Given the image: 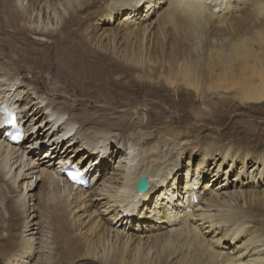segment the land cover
I'll list each match as a JSON object with an SVG mask.
<instances>
[{
  "label": "bare ground",
  "instance_id": "bare-ground-1",
  "mask_svg": "<svg viewBox=\"0 0 264 264\" xmlns=\"http://www.w3.org/2000/svg\"><path fill=\"white\" fill-rule=\"evenodd\" d=\"M225 1L227 5L223 0H0V83L2 78L7 80V87L0 84V230L5 232L0 235V264H29L34 257L33 237L26 239L21 234L34 232L37 225L41 239L35 249L38 254L43 248L48 251L44 257L39 255L36 264H237L240 255L232 256L214 247L213 239L205 236V227L195 224L197 215L193 216L199 204L206 211L214 206L221 208L214 214L203 212L210 219L207 227L221 231V237L218 234L216 239L218 246L225 238L234 243L231 248L224 244L228 249L242 243L246 251L250 245L264 247V154L260 172L256 169L260 153L249 158L253 168L242 146L219 148L226 163L211 154L214 146L200 144L202 152L197 153L189 144L200 142L204 135L192 139L185 130L177 133L173 124L166 127L154 121L156 115L150 111L145 115L139 110L133 112L137 121L132 120L125 129L107 116L95 118L88 109L91 104L80 103L86 105L80 108L69 97H44L46 91L42 93L38 85L33 86L34 97L30 98L31 85L23 81L28 90L24 91V86L22 91V86L14 87L10 76L14 78L25 71L13 58L6 62L1 56L16 50L15 54L29 63L30 69L40 72L45 68L66 76V84L60 87L65 93L69 88L74 89V96L81 92L91 97L98 92L107 106L103 110L115 111L117 106V111H128L135 107L134 90L147 89L148 95L160 101H172L178 92L180 99L190 103L186 109L191 116L203 121L215 114L197 109L194 98L203 102L216 98L218 108L236 100L242 104L264 102V51L260 59L257 56V49L264 46V0L253 3L258 6L254 13L249 12L252 0ZM122 16L123 20H131L124 23ZM10 28L15 34L5 31ZM30 34L35 36L33 43L50 44L43 49L33 46L28 42ZM33 53L35 56H31ZM254 72L257 74L252 78ZM7 105L19 111L14 118L22 121L26 129L23 141L16 144L6 140L2 129L6 114L2 107ZM153 108L157 105L153 104ZM169 109L180 112L176 104ZM65 114L68 119L54 125L56 117ZM41 117V123L46 120L41 128L44 133L34 127L38 124L35 120ZM75 124V137L69 138L67 131ZM112 129L119 130L117 134L128 147L121 154L125 169L108 173L111 168L106 161L118 152L104 142ZM11 131L7 134L13 136ZM155 132L158 138L152 142ZM134 135L135 141L131 139ZM180 135L181 140L177 139ZM141 139L146 143H139L141 157L137 159L133 147ZM172 146L176 153L170 151ZM45 148L44 160L36 163L35 150ZM50 151L52 158L48 157ZM182 152L189 155L188 162L201 156L191 173L186 167L184 181L179 176L181 163L176 161L178 157L181 160ZM55 155L60 162L53 160ZM239 156L242 164H238ZM26 158L27 167L21 168ZM69 159H78V166L84 162V169L89 165L88 174L98 178L90 188L68 183L59 175ZM210 159L216 161L208 163ZM15 166L14 174L7 179ZM228 166L230 169L224 172ZM236 168L247 176V181L241 177V181L227 184L223 192L221 186L228 181V174L222 177ZM145 173L149 174L150 186L140 194L136 185ZM210 174L212 183L206 181ZM34 177L36 184L32 186ZM182 181H186L183 188ZM110 186L117 189L106 188ZM228 186L234 190L228 192ZM194 193L200 198L197 205L189 198ZM166 194L169 198L165 201ZM33 200V206L25 207ZM182 203L185 207H181ZM187 208H193V213ZM114 210V219L108 217L110 222H104L102 218ZM121 217L129 223L132 233L113 230L116 218L122 225ZM174 223L179 225L175 229L171 228ZM138 227L145 229L139 232ZM137 234V241H133ZM260 252L262 260L253 264H264V249Z\"/></svg>",
  "mask_w": 264,
  "mask_h": 264
},
{
  "label": "rangeland",
  "instance_id": "rangeland-1",
  "mask_svg": "<svg viewBox=\"0 0 264 264\" xmlns=\"http://www.w3.org/2000/svg\"><path fill=\"white\" fill-rule=\"evenodd\" d=\"M140 1L145 2L146 0H140ZM252 1H253L252 3H249V8H250L249 12L250 13H254L258 7V6L254 7V5H253V3H255V1H257V0H252ZM239 2H241V1H239ZM239 2H238V4H245V3H239ZM262 2H264V1H262ZM223 3L225 5H227V2L225 0H223ZM123 18H125V17L122 16L121 19L123 20ZM130 20H131V18H128V19H125L123 21H124V23H126V21L129 22ZM114 22L116 23V21H114ZM5 31L12 32L13 34H15V32L13 31L12 28H10L9 30H5ZM5 31H3L2 33L4 34ZM32 37H35V36L31 35V34L28 36V40H29L28 42L31 43L33 46H36L38 48L43 49L45 46L50 44V43H47V41H43L44 43H47L46 45H43V43H41V44L33 43ZM21 41L24 42V40H21ZM256 43L258 45H261V43L259 41H257ZM263 51H264V46L257 49V56L259 59L261 58ZM15 53H17L16 50H13L11 52L1 54V56L5 57L4 59L6 60V62H7V60H10V58H13V61L15 62V64L17 66L21 67L25 71V72L21 73L19 76H14V78H13L12 74L10 76L12 79H14V87H16V88L19 86L23 87L20 90L24 89V86H26L25 87L26 89H24V91L28 90L27 85H25V83L23 81H26L29 85H31V86H29L31 88H29L30 91L28 92V94H30V98L34 97L33 86L38 85L42 89L41 90L42 93L46 91L45 94L43 93L44 97H51V98L54 97V99H56V100H59L62 98L68 99V97H69V101L71 103H74L75 105L79 104L78 107H80V108H84V106L86 107V105H81L80 103L91 104V106L88 107V109L91 111V113L94 114L95 118L107 116L111 119L116 120L118 127H124L125 129L129 127L132 120L137 121V119L134 118V116H132L133 112L139 110L143 115H145L146 113H148V111H150L151 113L156 115V117H153L154 121H156L157 123L161 122L166 127H168L170 124H173L174 129L176 130L177 133L185 130L186 133H188L189 135H192V139L198 138V136H197L198 134L200 136L204 135L203 139L200 142H193V143L189 144V146L192 147V149H194L195 152H197V153L202 152V150L200 148V144L214 146L215 149H214L213 153H211V154H213V156H216L221 161H223L224 159H223V157H221V154L219 153L220 147L223 146V147H226L227 149H229L230 146H234V147L240 149V146H242V150H245L244 151L245 152L244 157L247 160H249V166H251L252 168L254 165H251L249 158L254 156V154H258V153L261 154V155H258L256 157L258 164H260V165H258V167L256 169L259 168L260 172L262 170V167H263L262 163L263 162H260V159L263 158L262 155L264 154V102H262V103H250V104L249 103H243L242 104L239 102V100H236V101L227 102V103H225V105L221 104L222 107L219 106V108H218V105H216L218 99H216V98H213V99H211L209 101H205V102L200 101L197 98H194L196 108L197 107L204 108L205 111H208V113L215 114V116L212 115L210 118H207L206 120L197 121V119L192 117L191 113H189L188 110L186 109L190 103L189 104L186 103L184 98L180 99L179 96L177 95L178 92L176 93V96H174L175 99H173L172 101H160L161 98H153L152 96L148 95V92H146L147 89L143 88L144 90H141L140 92H136L135 90L132 91V98L135 101V103H137V105L135 107L132 106V108H130L128 111H117L119 109V107L114 106V108H116L117 110L114 111V110L110 109L107 111V110H103V108H106L107 106L105 105V103H103L102 98L99 96L98 92L92 94V96L90 97L86 94H82L79 91L80 93L74 96V93H71L74 89L69 88V91L67 90L68 93H65V92H63L64 90L60 89V87L63 88L62 85L66 84V82H67L66 76L58 75L56 72L49 71L45 68H42V70H40V72H39V69H37V70L35 68L30 69L28 67L29 63H27L25 61L24 62L21 61L18 54H15ZM13 54H15V55H13ZM19 54H22V53H19ZM12 55H13V57H12ZM31 56H35L34 53ZM24 57L26 59H28L29 62L32 61L30 57H26V56H24ZM251 57H252L253 63H254L255 62V60L253 58L254 56H251ZM36 62L37 63H43L41 61H36ZM256 74L257 73L254 72L253 73L254 76H252V78H255ZM6 78H9V76ZM11 78H9V79H11ZM2 82L4 83V87H7L5 85V83H7V80L2 78L1 83ZM11 87H13V86H11ZM14 89L15 88H12L13 92L15 91ZM5 91L9 92L8 89H5L4 92ZM60 92H62V93H60ZM16 93H17V91H16ZM69 94H72L73 97L69 96ZM80 99H82L81 100L82 102H80ZM46 103L47 102H43L42 105H44V104L46 105ZM146 103H148V104H146ZM153 104H156L157 108H153ZM172 104L178 105L180 112L174 111L173 109H169V106L172 107ZM204 105L206 108L204 107ZM221 108H222V110L219 112V110ZM132 109H135V110H132ZM45 112L46 111H44V113ZM103 113H105V115H103ZM57 117H56V122H53L54 125H57V123L59 122L60 119H62L63 121H66L68 119L69 115L68 114L61 115V116L58 115ZM35 121H36V124L38 123L36 126L34 125V127H36L35 130H37L38 133H41V132L44 133L45 130H41V128L43 127V124L45 123L46 120H43V123H41V121H42V117H41V118H37ZM145 121H146V118H145ZM60 125L63 126L62 123ZM74 126L72 127V130L67 131L69 133L67 135L69 138L75 137L74 133L76 132V128L78 127V124L77 125L75 124ZM54 130H56V129L54 128ZM118 131L119 130L112 129L111 134L107 137L106 141H104L108 145H111L114 149L118 150V152L115 155H113V157H111L109 159V161H106V164H109L110 168H111L108 173H113L114 171H117V170H118L117 172H120L121 169H125L124 167L121 166V164L124 165V163H126L124 159H121V154H123L125 152V149L128 147V145H125V143L127 142L126 140L122 141V139H120V135L117 134ZM53 135H55V134H53ZM205 135H212V136L208 137L206 139ZM103 136L104 135H101V137H103ZM76 137H80V135H76ZM181 137H183V136L180 135V137H178L177 139L181 140ZM157 138H158V136L155 132L154 135L151 136L150 140L152 142H154L157 140ZM131 139H133L134 141L137 140V135L131 136ZM67 140L68 139H66V141ZM141 142H142V144L144 143L143 145H145V143H146V141L141 139V141L137 142L138 145L133 147V149H136L134 154L136 155L137 159L141 157V155L140 156L138 155V150H139L138 147L140 146L139 143H141ZM45 150H46V148L42 149L41 151L38 149L35 150L34 157H36L35 158L36 163H39V161L44 160ZM171 150H172V153H176V147L173 148V146H172L170 148V151ZM128 151H129V149L126 152H128ZM246 151H248V153ZM162 152H165V150ZM184 152H182V156H183L181 158L182 161L180 160L179 157L176 160L177 163H181L180 169L178 168V170H180L181 173H180V175L179 174L178 175L182 178L183 181L186 178V172H188L186 167H189V170L191 173V171L196 168V165H195L197 163L196 161H198L201 157V156H196L195 158L191 159V162H188L189 161V158H188L189 155L184 154ZM229 155H231V154H229ZM29 157H31V156H29ZM50 157L52 158V156H50ZM231 157L234 158L235 156L233 155ZM53 159L55 161L59 160L57 155L53 156ZM142 159H143V156H142ZM238 159H239L238 164H242L241 156H239ZM24 160H25L24 164L21 165L22 167L20 166L21 168L27 167V166H25V164L27 162H29V160H27V158ZM71 161L75 163L78 161V159L76 161H74V160H71ZM89 161L90 160H88V162ZM214 161H216V160L210 159L208 161V163H213ZM132 162H134V161H132ZM156 162H157V160L153 161V163H156ZM224 162L226 163L227 160H224ZM81 164L85 165L84 162H81ZM16 166L13 168V170H11V172L9 171V173L6 175L7 179L10 178L14 174ZM120 166L122 168H120ZM174 166L175 165L171 164L172 168ZM227 169L229 170L230 166L226 167L224 169V172ZM8 170H9V168H8ZM18 170H19V168H18ZM251 171L253 172V169H250V172ZM238 172H239V169L236 168L234 171L232 170L229 173L227 172L226 175H224L222 177V178H226L225 176H227V174H228V181L225 180L224 181L225 184L223 186H221L222 191L225 190L224 188L227 187V184L233 185V183L241 181L240 180L241 177H243L247 181V176H245V175L242 176V173L239 172V174H238ZM109 175H112V174H109ZM211 176H212V174L208 175L207 176L208 178H206V181L212 183L213 181H212ZM259 177H260V175L257 176L256 182L258 181ZM249 179H251V177ZM35 181H36V178L34 177L33 182H32V184H33L32 186H35V184H36ZM185 182H183L181 184L182 188L186 185ZM170 184H172V181L170 182ZM209 187H211V185ZM106 188H112V187L110 186V187H106ZM245 188H247V187H245ZM116 189L117 188H112V190H116ZM37 190H38V188H37ZM233 190H234L233 186H228V189H227L228 192L233 191ZM102 197H104V196L102 195ZM168 198L169 197L166 194L165 195V201ZM178 199H179L178 201L180 202V197ZM199 200H200V198H199ZM198 202H194V203L197 205ZM2 203L3 202L1 200L0 201L1 207H2ZM34 203H35V200H33L31 202L28 201L25 207L28 208L31 205L33 206ZM201 204H203V203H201ZM184 205L185 204L182 203L181 207H185ZM159 206L161 207V204H159ZM117 207H120V206H117ZM198 207H200V208H198ZM220 209L221 208H217L214 206L211 208L210 211H206V207H203L200 204L197 205L195 207V211H194V213L195 212L196 213L193 216L195 218L197 215V217L195 218V221H196L195 224L198 225L200 228L203 226L205 227V229H204L205 231L203 230L205 233V236L207 239H210V241H212V239H213L212 242L214 244V247H216V248L218 247V248L223 249V252L229 251L232 256L240 255V259L236 261L237 264H253V263L261 261L263 258V252H260V251H262L264 249V247L256 248V246L250 245L249 249L246 251V249L244 248L245 243H242V246H240V247L235 246L236 247L235 249H233V248L228 249L229 247L230 248L233 247L234 243L229 242L228 240H225V238L222 239V241H221L222 245L218 246L219 243H217L216 239L218 238L217 237L218 234H219L218 236L221 237V231H213V230L209 229V227H207L209 225L208 222L210 219H208L203 212L206 211V212H211L212 214H214L216 211H218ZM187 211L192 212L193 208H191V209L187 208ZM114 212H115V210L112 211L108 216L102 218V220L104 222L109 223L110 221L108 220V217H111V220H113L114 218H113L112 214H114ZM98 213L99 212H97V215H98ZM256 218H260V217L256 216ZM95 219H97V218H95ZM87 220H89V219H87ZM117 220H118V218H116L115 221L113 222V225H114L113 230L118 229V230H120L121 233H122V231H124V233H125V232H128L130 230L129 233H132L131 227L129 226V223L126 221V219H123V217H121V220L123 222L122 225L120 222H116ZM204 222H205V224H204ZM168 224H172V223L169 222ZM177 225L178 224L174 223L173 226H175V227H171L172 225L170 227L175 229L176 227L179 226V225L178 226ZM137 229L139 232H141L142 229H145V228L138 227ZM23 230H28V229H23ZM34 230H35L34 232L33 231L23 232V234H21L22 235L21 237H25L26 239H30L31 237H33V242H34L33 248L35 249V247H39V240L41 239V237H40V234L38 233V231L41 232V228H39V225H37V227H35ZM138 231L136 230V232H138ZM148 231L149 230L146 229L145 234L149 233ZM164 231H166V229H164ZM116 232L117 231H115V233ZM2 233L5 234V232H2L0 230V235ZM257 233H258V231H256V234ZM42 234L46 235V232L44 231ZM137 236H138V234L134 236L133 241H135V239L137 241ZM243 236L244 237L248 236V234L246 233ZM111 237H112V239H115V238H113V233H112ZM127 237H128V235H125V238H127ZM44 240L49 241L46 239V237H44ZM235 241H237V239H235ZM235 241H233V242H235ZM134 243H136V242H134ZM224 244H227L228 248H225ZM258 244H260V243H258ZM42 246H45V245L43 244ZM34 249L32 250V251H34V257L32 259H29V261H30V262H28L29 264H36L35 262H37L39 255H42L44 257V256H46L45 251H48V248H46V249L45 248H43V249L39 248L42 251L41 252L42 254H38L37 253L38 249L36 248L35 249L36 251ZM259 249H262V250H259ZM239 250H240V252H237ZM12 259H13V257H12ZM6 263H7V261H6Z\"/></svg>",
  "mask_w": 264,
  "mask_h": 264
},
{
  "label": "water",
  "instance_id": "water-1",
  "mask_svg": "<svg viewBox=\"0 0 264 264\" xmlns=\"http://www.w3.org/2000/svg\"><path fill=\"white\" fill-rule=\"evenodd\" d=\"M148 174H144L142 178L137 183V191L138 193L142 194L149 189V181H148Z\"/></svg>",
  "mask_w": 264,
  "mask_h": 264
},
{
  "label": "clouds",
  "instance_id": "clouds-1",
  "mask_svg": "<svg viewBox=\"0 0 264 264\" xmlns=\"http://www.w3.org/2000/svg\"><path fill=\"white\" fill-rule=\"evenodd\" d=\"M7 106H9V105H7ZM19 112V111H18ZM7 140V139H6ZM145 174H148V173H145ZM149 175V174H148ZM143 177V176H142ZM142 177H140V178H142ZM140 180V179H139ZM138 180V181H139ZM156 180V179H155ZM138 181H137V183H138ZM149 181V180H148ZM149 186H150V182H149ZM136 187H137V185H136ZM137 190V189H136Z\"/></svg>",
  "mask_w": 264,
  "mask_h": 264
},
{
  "label": "snow or ice",
  "instance_id": "snow-or-ice-1",
  "mask_svg": "<svg viewBox=\"0 0 264 264\" xmlns=\"http://www.w3.org/2000/svg\"><path fill=\"white\" fill-rule=\"evenodd\" d=\"M73 178H75V176Z\"/></svg>",
  "mask_w": 264,
  "mask_h": 264
}]
</instances>
